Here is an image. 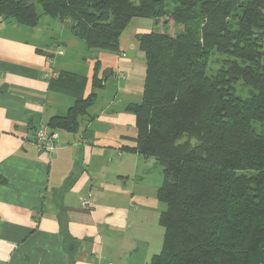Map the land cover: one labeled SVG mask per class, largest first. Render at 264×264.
Wrapping results in <instances>:
<instances>
[{
	"label": "trees",
	"instance_id": "obj_1",
	"mask_svg": "<svg viewBox=\"0 0 264 264\" xmlns=\"http://www.w3.org/2000/svg\"><path fill=\"white\" fill-rule=\"evenodd\" d=\"M36 1L40 14L30 0H0V19L33 27L45 14L88 50L109 52L132 18L154 20L135 35L146 74L141 101L127 107L135 145L124 148L162 167V248L149 264H264V0ZM212 48L233 59L209 79ZM240 78L250 97L235 95ZM84 82L68 71L50 81L75 96L50 127L76 128L95 95L82 98Z\"/></svg>",
	"mask_w": 264,
	"mask_h": 264
},
{
	"label": "crops",
	"instance_id": "obj_2",
	"mask_svg": "<svg viewBox=\"0 0 264 264\" xmlns=\"http://www.w3.org/2000/svg\"><path fill=\"white\" fill-rule=\"evenodd\" d=\"M144 19L131 37L121 34L116 52L88 50L57 19L50 40L39 22L0 19V264H149L157 253L144 244L139 219L159 204L158 182L149 188L158 163L124 149L137 135L127 107L143 93L135 35L152 30ZM60 71L85 78L83 99L95 94L74 130L50 127L75 104L74 94L50 84ZM42 124L57 133L50 153L31 138Z\"/></svg>",
	"mask_w": 264,
	"mask_h": 264
},
{
	"label": "rangeland",
	"instance_id": "obj_3",
	"mask_svg": "<svg viewBox=\"0 0 264 264\" xmlns=\"http://www.w3.org/2000/svg\"><path fill=\"white\" fill-rule=\"evenodd\" d=\"M30 1H32L35 4L36 10L40 14L42 12V8L40 4L36 0H30ZM171 6H173V4H170V7ZM51 19L52 18L50 16L45 15V14L40 15V18H39V25L43 33L47 34V38L49 40H50V21ZM137 19H141V18L134 17L132 22L129 23V25L122 32V38L123 37L129 38L132 36L135 30ZM144 20L152 29H155L156 26L154 24V20H151V19H144ZM231 20H233L232 16L230 17L229 21ZM208 53L209 54L206 58V67H205L204 74L207 78L211 79V78H215L216 76L220 74H223L224 72L223 70L226 66L227 61L232 60L233 57L229 56L228 54H222L218 52L215 48H212ZM233 87H234L235 95L240 98L250 97L251 93L254 92L253 88L245 84L241 78L233 84ZM258 124H261V123L258 122ZM156 182H158L157 183L158 187L154 188L153 185L156 184ZM161 183H162V167L156 164V168L153 169V174L149 178V188L151 187V190L152 188H154L153 190H154L155 196H156L157 190L160 187ZM148 193H150L149 190H147L146 194ZM163 207L164 205L162 203H159L157 206L151 205L143 209L141 217L139 219V224H140L141 229L143 230L142 233L145 239L144 244L149 245V248L153 249L152 250L153 253L154 252L159 253L162 248L163 229L159 225L158 219H159V215ZM143 237H139V239L142 240Z\"/></svg>",
	"mask_w": 264,
	"mask_h": 264
},
{
	"label": "built area",
	"instance_id": "obj_4",
	"mask_svg": "<svg viewBox=\"0 0 264 264\" xmlns=\"http://www.w3.org/2000/svg\"><path fill=\"white\" fill-rule=\"evenodd\" d=\"M57 48L59 49V47ZM122 55H125V53H122ZM31 138L38 152L47 151L50 153L55 148L57 133L47 125L42 124L37 127ZM86 203L87 201H83L82 204Z\"/></svg>",
	"mask_w": 264,
	"mask_h": 264
}]
</instances>
